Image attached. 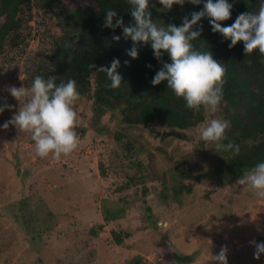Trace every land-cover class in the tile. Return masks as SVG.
Masks as SVG:
<instances>
[{
  "label": "rangeland",
  "instance_id": "rangeland-1",
  "mask_svg": "<svg viewBox=\"0 0 264 264\" xmlns=\"http://www.w3.org/2000/svg\"><path fill=\"white\" fill-rule=\"evenodd\" d=\"M32 18L22 17L19 45L0 51V107L12 105L0 113V264H218L225 246L228 264H264L250 244L264 243V200L219 179L225 151L199 140L198 126L127 127L118 111L97 123L83 98L80 148L59 162L36 157L30 134L3 128L20 107L6 89L30 87L26 63L48 49L50 22L38 9ZM180 163L212 179L182 180ZM192 183L190 194L175 191Z\"/></svg>",
  "mask_w": 264,
  "mask_h": 264
},
{
  "label": "trees",
  "instance_id": "trees-1",
  "mask_svg": "<svg viewBox=\"0 0 264 264\" xmlns=\"http://www.w3.org/2000/svg\"><path fill=\"white\" fill-rule=\"evenodd\" d=\"M228 2L233 5L232 17L222 22V26L234 23L241 13L258 12L260 0ZM132 7L128 0H0V51L9 44L19 45L22 17L27 13L32 18L33 10L38 9L42 20L50 22L46 36L48 49L37 61L26 63L28 86L38 75L44 79L54 76L57 84L75 80L82 99L92 98L93 117L97 123L108 112L118 111L122 124L127 127L154 125L187 131L199 126L205 121L203 112L194 113L188 109L186 102L176 98L167 88L166 82L158 86L150 83L162 67L151 45L141 43L138 58L133 59L128 55L133 41L125 39L123 28L103 27L108 9L117 11V18H123L124 26H133ZM161 8L163 5L158 0H149L153 22L158 26L173 23L181 26L185 16L190 18L192 12L203 9V2L200 5L186 2L183 7L174 5L168 12L159 11ZM201 26L203 31L200 38L193 41L194 46L200 51H210L226 69L220 107L222 119L227 120L230 127L227 139L221 143L231 142L240 151L238 155L225 152L226 160L219 169V179L233 183L245 171L264 162V57L258 50L246 56L243 42L229 48L231 41L212 31L208 17L202 18L193 30L198 31ZM114 36H119L120 40H114ZM114 59L120 61L117 73L122 83L118 89L106 87L111 83L107 74L89 67L90 64L97 68L110 67ZM163 61L171 62L167 54ZM149 64L151 68L147 67ZM117 138L122 139L121 136ZM150 166L153 167V159ZM175 170L182 180L199 183L212 179V174L192 176L185 163H180ZM193 188V183L178 184L175 191L190 194Z\"/></svg>",
  "mask_w": 264,
  "mask_h": 264
},
{
  "label": "clouds",
  "instance_id": "clouds-1",
  "mask_svg": "<svg viewBox=\"0 0 264 264\" xmlns=\"http://www.w3.org/2000/svg\"><path fill=\"white\" fill-rule=\"evenodd\" d=\"M128 2L133 6L131 15L134 25L124 26L123 18H117V11L108 9L103 27L113 30L123 28L125 39L133 41V47L128 52L133 59L138 58V46L141 43L150 44L155 58L162 63L150 83L158 86L166 82L167 88L172 90L176 98L183 99L188 109L194 113H204L206 119L197 128L199 140L215 144L217 151L238 155L240 150L237 145L231 142L221 143L227 139L226 132L230 123L220 118L207 119L220 109L226 69L213 58L210 51L196 49L193 41L200 38L203 28L201 26L198 31L193 28L202 18L208 17L212 31L231 41L229 48L243 42L246 56L258 50L259 55L264 57V0H260L258 12L241 13L229 26H222V22L232 17L233 5L228 0H158L163 5L158 10L163 12L171 11L174 5L183 7L186 2L192 5L203 2V9L192 12L190 18L185 16L181 26L173 23L166 27L153 22L149 0ZM113 39L119 41L120 37L114 36ZM165 54L170 57V63L163 61ZM119 64L120 61L114 59L110 67L97 68L95 64H90L89 67L107 74L111 83L106 87L118 89L122 83V77L117 73ZM147 67L151 68L152 65ZM6 90L19 101L20 107L12 119L3 124V128L14 125L18 132L30 134L36 157L51 158L59 162L80 148L77 105L82 97L75 80L57 84L54 76L44 79L38 75L30 87L11 86ZM11 108L12 105L5 103L0 107V113ZM237 183L258 200H264V162L245 171ZM250 244L255 247L254 258L259 260L261 254H264V243L253 240ZM227 252L226 246L221 248L219 254L213 256V260L218 264H228Z\"/></svg>",
  "mask_w": 264,
  "mask_h": 264
}]
</instances>
